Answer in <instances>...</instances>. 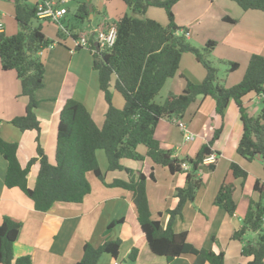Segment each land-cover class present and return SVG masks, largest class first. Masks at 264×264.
Returning a JSON list of instances; mask_svg holds the SVG:
<instances>
[{
    "label": "trees",
    "instance_id": "16d2710c",
    "mask_svg": "<svg viewBox=\"0 0 264 264\" xmlns=\"http://www.w3.org/2000/svg\"><path fill=\"white\" fill-rule=\"evenodd\" d=\"M13 1L19 31L11 37L0 34V65L4 72H15L21 86L20 96L28 100L25 115L10 123L23 133H37V156L23 167L18 159L19 145L5 141L0 135V155L8 164L5 186L20 190L32 201L36 211L45 213L58 203L81 204L92 192L87 178L92 175L108 187L120 188L132 194L141 232L154 255L169 263L182 256H193L195 264H225L224 250L197 249L188 242L186 233H176L174 230L175 220L182 217L186 204L195 202L205 184L199 170H216V164L205 165V160L212 155L219 159L220 153L213 148L222 128L215 131L211 141L202 146L193 159H179L173 150L162 148L161 142L155 138V132L161 120L182 119L199 97L215 100V112L222 119H225L229 105L234 103L243 127L237 153L248 162L257 160L259 156V160L264 162V57L252 55L243 81L234 87L224 88L217 82V70L206 59L216 43L207 42L203 55L187 43L189 30L176 23L174 7L182 0H121L136 17L125 14L110 25L117 29L115 45L110 49H101L94 38L89 39V48L95 58L94 68L99 75V88L108 104L104 125L100 128L81 102L67 100L59 112L55 159L50 161L40 144L41 125L36 115L39 104L36 93L44 85L45 63L42 54L55 41L49 39L41 27H33V22L39 20L38 4L30 6L26 0ZM231 1L244 12L264 13V0ZM149 8L164 10L168 23L163 25L146 18ZM89 15L85 1L74 13V19L80 26H85ZM223 20L236 23L227 17ZM67 30L74 40L80 37L81 30L74 27ZM63 35L60 30L58 38ZM185 54L194 55L204 67L205 79L195 83L183 77L185 88L181 94L171 93L164 104L155 103V98L167 81L177 75ZM238 69V63L229 62L230 73ZM113 92L124 99L122 110L113 106ZM251 95L263 102L258 117H254L247 107L246 100ZM141 146L147 149L145 156L138 151ZM99 150L105 151L107 172H124L126 180L116 179L110 184L106 183L105 173L97 158ZM146 158L156 166L167 168L172 175L185 174V187L175 190L178 205L168 212L170 220L166 227L153 217L149 202L147 183L155 180L154 172L147 176L122 164L124 160L143 162ZM37 163L39 172L34 187L30 188L28 178ZM184 164L189 166L187 170L183 168ZM229 173L235 182H240L242 189L248 172L238 164L231 163ZM237 189L235 183L224 181L214 199V205L229 217H233L238 209L235 200ZM253 190L258 198L249 200L242 226L233 233L231 240L242 244L241 255L251 258L247 264H264V184L257 180ZM123 223L124 219L111 223L99 247L86 243L77 264H98L105 254L117 261L122 241L110 239V233ZM21 228L22 223L13 218H4L1 222L0 264H32L30 257L16 258L14 255V244ZM250 233L256 235L255 240H247ZM212 241L216 242V239ZM137 257L138 250L134 249L129 260L135 262Z\"/></svg>",
    "mask_w": 264,
    "mask_h": 264
},
{
    "label": "crops",
    "instance_id": "0c3cea01",
    "mask_svg": "<svg viewBox=\"0 0 264 264\" xmlns=\"http://www.w3.org/2000/svg\"><path fill=\"white\" fill-rule=\"evenodd\" d=\"M26 1L31 3L30 6H36L42 0ZM85 1L92 5L93 10L87 24L80 26L74 19V13ZM195 1L200 2L201 0ZM207 1L206 12L213 10V6L217 7V4L220 3L222 7H225V11L219 8L221 14L223 13L220 15L224 23L236 28L239 25H246V28L252 30L251 35L247 37L250 38L252 45L245 43L244 35L236 40L235 36L240 33L234 34V27H227V31L222 37L223 42L226 39L227 45L232 49L237 47L244 50L246 70L252 55L257 54L264 57V13L244 12L231 0ZM105 2V0L95 2L94 0H90V2L88 0H70L65 5L66 14L63 24L68 29L74 27L81 30L80 36L88 39L94 38L95 41V34L98 31L108 28L120 18L118 14L110 15L106 12L107 4ZM115 2L118 3V0ZM119 8L121 9L120 14H122L124 9L120 3ZM150 9H148L146 17L150 13L153 15L151 19L157 20L158 14L150 12ZM0 14L5 23L3 34L9 37L16 35L19 26L15 20L14 1L0 0ZM225 17L235 20L236 23L225 22L223 20ZM175 19L176 21L178 19L177 13ZM43 21L51 23L39 19L33 22V27H41L45 34ZM45 35L47 36V34ZM52 39H55V43L42 54L45 63L44 85L36 93L39 103L36 115L41 125L40 144L50 161L55 159L59 112L67 100L74 99L81 102L100 128L104 125L108 110L104 94L99 88V75L94 68L95 58L89 46L76 48L75 40L69 34L63 35L62 38H58L57 35V39ZM191 62L192 64L196 62L195 57L191 59L185 54L177 75L167 81L166 85L171 81L175 89V92H171L172 94L178 95L184 90L183 77H187L195 83H200L205 79L206 70L204 67L198 69L199 63L197 62V65L191 68L189 66ZM230 62L233 61L230 60ZM240 68L242 67L239 63ZM114 80L115 78L113 84ZM20 93L21 86L15 72H4L0 65V135L5 141L19 145L18 159L20 164L25 167L32 158L37 156V133L35 131L23 133L10 123L13 119L25 115L28 100L21 97ZM256 99L261 101L260 98L256 97ZM113 101L116 108L120 109L122 100L116 92H113ZM215 107L216 102L211 97H199L188 109L189 117L187 118L185 115L180 119L187 130L193 134V141H185L183 131L174 124V120H161L157 126L155 138L161 142L162 148L173 150L179 159H193L201 147L211 141L215 131L222 128L221 136L213 148L220 153L216 170L207 172L200 169L199 174L205 184L198 192L195 202L186 204L182 217L175 220L174 230L176 233H186L188 242L197 249L212 248L216 252L224 250L225 264H247L251 258H244L241 255L242 244L232 241L231 237L242 226L250 196L245 198L242 195L237 200L235 194L238 209L233 217H229L225 211L216 207L214 199L224 181L235 183L238 187L236 193L240 189V182H235L229 173L231 163L238 164L248 172V178L253 181V187L255 182L260 179L252 176V170L256 167L254 161L248 162L246 165L251 168L249 170L244 165L247 161L237 153L243 133L237 106L234 103L229 105L225 119L216 114ZM174 128H177L178 131H174ZM138 151L144 156L147 154V149L144 146L139 147ZM126 161L127 163L124 164L122 162L126 168L142 172L147 176L152 171L154 172L155 180H149L147 183L149 202L153 217L160 220L166 227L170 220L168 212L174 210L178 205V200L174 196L175 190L185 187V174L172 175L167 168L154 165L148 158L143 162ZM7 166L6 160L0 155V224L4 218H13L22 223L19 236L14 244L16 258L30 257L32 264H77L82 258L83 247L86 243L98 247L104 242L105 232L109 225L114 221L124 219V223L115 227L110 233V239L122 241L119 258L115 261L110 255L105 254L98 264H195L196 260L193 256H182L169 263L166 259L151 252L141 232L130 192L108 187L90 175L92 179L87 178L91 184L92 192L81 204L58 203L45 213L38 212L32 201L20 190L8 189L5 186ZM38 172L39 164L37 163L32 167L28 178L30 188L34 187ZM103 173H105L107 184L116 179H127L124 172ZM254 236L256 235L254 234ZM213 238L216 239V242L212 241ZM134 249L138 250V257L135 262H132L129 260V256Z\"/></svg>",
    "mask_w": 264,
    "mask_h": 264
},
{
    "label": "rangeland",
    "instance_id": "374dc122",
    "mask_svg": "<svg viewBox=\"0 0 264 264\" xmlns=\"http://www.w3.org/2000/svg\"><path fill=\"white\" fill-rule=\"evenodd\" d=\"M95 1H97V0H94V2ZM105 1H106L105 4H107V9H105V10L108 14H110V15L118 14V17L120 16V18H121V16H124L125 14H127L130 17H136L134 12L131 9H129L127 6H125L121 2V0H118V3L115 2V0H105ZM207 2H208L207 0H201L200 2L195 1V0H183V1H181L179 4H177L175 6V10H174V15L177 13V16H178L176 23L178 26H181V27L189 30V36H187V39H186L187 43L190 46L199 50L203 55H205L203 49H204V47H206L207 42L213 41L216 43L214 50L212 51V53L210 55L206 56V59L209 62H211L212 66L217 70V75H218L217 76L218 77L217 82H218V84L222 85L224 88H231V87H234V86L240 84L244 79V76L246 73V64H245L246 55H245L244 50H242L241 48L235 47L234 49H232L231 46L227 45L226 39H224V42H223L222 37H223V35H225V33L227 31V27H231V28L234 27L233 33L234 34L240 33V35L235 36V39L237 38L236 40H238L241 35H244L245 43L247 42V45H248V43H249V45H252L250 38H247L248 36L251 35L252 30L246 28L245 27L246 25H241V26L239 25V27L236 28L235 26H231L229 24L224 23L221 20V15L223 13L221 14L220 9L222 11H225V7H222V5H220V3L217 4V7L213 6V10L206 12V8H207L206 3ZM119 3H120V5H122V7L124 9V12L122 14H120L121 9L119 8ZM28 4L30 5L31 3H28ZM234 5H236V4H234ZM149 11L158 14V17H156L157 20L155 19L157 22H159L158 20H161L159 23H161L163 25L164 24L166 25L168 23L167 16H166V13L164 10L159 9V8H151ZM213 11H216V13H213ZM152 16L153 15L149 13V16H147L146 18L151 19V18H153ZM113 20H115V18H113ZM258 22H259V20H258ZM42 25L45 27L44 32H45V34H47L49 39L50 38H51V40H55L52 38L57 39V35H58L57 33L60 31L58 26H56L52 23L45 22V21L42 22ZM187 55L191 59H194V55H192V54H187ZM227 60H229V61H227ZM230 60L233 62H236L238 64L240 63L242 68L238 69L237 71H235L233 73L232 72L230 73L228 71ZM196 65H197V61L193 64H192V62L189 64V66L191 68H194ZM201 68H203V66L199 63L198 69H201ZM171 92H175V89L173 88L172 82L170 81L163 88V90L160 92V94L155 98V100H154L155 103H157L159 105L164 104ZM117 96H119L122 100L121 101L122 105L119 109V110H122L124 108L125 101L120 94L117 93ZM247 100H251V101L247 102V107L250 108L252 115L254 117H258L260 112H261L263 102L258 101L254 95L249 96ZM106 104H107V102H106ZM112 104L116 108V106L114 105L115 102L113 100H112ZM107 106H108V104H107ZM185 115L187 116V118L189 117V113H187ZM174 131L177 132L178 131L177 128H174ZM97 158H98L99 165L102 168V171L107 172L108 161L106 158L105 151L99 150L97 152ZM245 161H247V160H245ZM124 163H127V161L124 160L123 164ZM254 163H255L256 167L253 168V170H259L261 172H256V171L252 170V176H255L256 179H260L262 184H264V175H263L264 162L261 160H259L257 162V160H256V161H254ZM244 165L245 166L248 165V161H247V163H244ZM246 167L249 170L251 169L248 166H246ZM199 173H200V170H199ZM89 177H90V179H92V176L89 175L88 178ZM252 178H254V177H252ZM246 181L247 182L244 184V187L242 189H239L238 193H236V199L239 200V198L242 195H244L245 198L250 196V198L257 199L258 194L255 193L253 190V185H252L253 181L249 180V178ZM118 226H116V227H118ZM255 239H256V236H254L253 233H250L247 235V240L253 241Z\"/></svg>",
    "mask_w": 264,
    "mask_h": 264
},
{
    "label": "built area",
    "instance_id": "2783aa9c",
    "mask_svg": "<svg viewBox=\"0 0 264 264\" xmlns=\"http://www.w3.org/2000/svg\"><path fill=\"white\" fill-rule=\"evenodd\" d=\"M70 0H42L37 5V17L41 20L49 21L55 25H57L60 30L64 34H69L67 28L63 24V20L65 18L66 10L65 5ZM5 23L3 21V17L0 14V34L4 32ZM95 42L98 44L101 49H110L112 48L117 39V29L115 26H110L104 30H100L95 34ZM76 48L88 47L89 39L87 37L80 36L77 40H75ZM174 124H176L181 131L184 133V138L186 142H190L194 140L193 134H191L185 124H183L180 120L174 119ZM218 162V157L216 155H212L205 160V164H216ZM183 168L187 170L189 166L187 164L183 165Z\"/></svg>",
    "mask_w": 264,
    "mask_h": 264
},
{
    "label": "water",
    "instance_id": "95a60500",
    "mask_svg": "<svg viewBox=\"0 0 264 264\" xmlns=\"http://www.w3.org/2000/svg\"><path fill=\"white\" fill-rule=\"evenodd\" d=\"M90 2V0H88ZM88 3V2H87ZM88 7H89V12L92 13V5L90 3H88ZM260 159V156L258 157V160Z\"/></svg>",
    "mask_w": 264,
    "mask_h": 264
}]
</instances>
